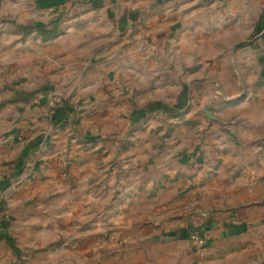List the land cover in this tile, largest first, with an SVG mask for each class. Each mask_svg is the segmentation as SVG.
<instances>
[{"label":"rangeland","instance_id":"rangeland-1","mask_svg":"<svg viewBox=\"0 0 264 264\" xmlns=\"http://www.w3.org/2000/svg\"><path fill=\"white\" fill-rule=\"evenodd\" d=\"M98 2L0 0V90H23L33 96L22 100L26 104L16 105H25L31 110L29 115H17L11 105L0 111V161L4 158L0 167L5 163L7 169L15 170L9 179L0 180V264H120L121 260L118 263L114 253H109L115 250L120 233L179 236L172 248L177 249L178 242H188L196 257L205 261L214 249L208 239L211 233H202L208 220H216L221 210L240 208H249L258 216L264 194H258L257 186L253 194L246 186L222 189L215 185L211 191L219 166L215 170L210 165L200 171L188 168L190 175L183 184L198 183L197 191H167L170 182L162 170L172 150L182 149L181 143L192 148L199 143L198 154L204 132L218 124L221 129L224 122H237L235 116L226 121L221 114L219 118L205 114L197 99H188L193 111L181 115L170 110H141L159 98L169 102L167 109L173 108L169 94L185 87L173 77L171 83L164 84L168 89L163 97L158 91L161 84L135 82L132 71L136 76L144 73L130 65V52H136V44L129 45L131 35L111 50L99 52L92 44H84L71 52V58L51 60L44 53L45 60L37 61V42L63 37L81 21L84 12L96 11L97 5H111L105 0ZM125 8L137 9L132 1ZM139 19L137 16L135 21ZM253 27L251 34L234 35V48L227 55L213 51L219 59L229 60L227 66L170 68L171 73H180L179 79L182 73L187 78L192 75L187 92L198 73L206 71L205 76L213 74L215 80L229 77L221 83L241 95L238 102L245 100L244 128L238 132V123H234L232 133L238 149L244 151L243 162L232 163L231 172L225 169L232 182L258 183L260 174L264 175V67L255 58L258 51L251 48L255 43L264 44V12ZM36 34L42 38H33ZM178 37L171 45V60L177 61L180 55L183 61L195 62L198 52L189 48L183 57ZM188 37L186 43L183 38V47L195 45L196 36ZM218 37L213 45L226 38ZM244 61L247 66H242ZM106 62L110 64L104 66ZM214 85L218 90L213 97L225 94L218 82ZM3 99L0 96V101ZM47 107L54 110L50 121L41 114ZM26 123H37V128L30 129ZM15 127L19 129L16 135ZM235 173L239 176L234 179ZM230 216L228 220L235 224L242 221ZM255 231L261 233L258 226ZM200 233L202 243L192 239ZM138 256L137 264L142 263Z\"/></svg>","mask_w":264,"mask_h":264},{"label":"crops","instance_id":"crops-1","mask_svg":"<svg viewBox=\"0 0 264 264\" xmlns=\"http://www.w3.org/2000/svg\"><path fill=\"white\" fill-rule=\"evenodd\" d=\"M131 1L137 7L134 11L130 10V8L127 10L125 8L126 3ZM105 2H110L109 5H111L108 6L107 4L103 7L97 5L98 9L96 11L84 12L81 15V21L68 28L62 35L63 37L60 36L51 41L40 40V42H37V45H39L35 48L38 55L37 61L40 59L42 61L45 60L41 56L44 53L46 57L51 56V60L58 59L61 61L65 57L71 58L70 55L73 54L71 52L79 50L84 44H92L94 49L99 52L111 50L122 39L131 35L132 38L129 45L131 44L130 47H132L136 44V52H130V58L133 60L130 65L132 64V67H136L137 70H141L144 73V76H136L134 71H132V74L135 75L133 79L137 80L135 82L161 84L158 85L160 88L158 91L159 95H163V97L164 90L168 89L166 85L171 83L173 77L177 78V81L183 82L185 87L182 89L180 87L173 95L169 94L168 97L171 98L170 102L173 108L167 109L169 102L166 103L164 98H159L156 102L153 101L150 106H146L141 110H152V112L170 110L177 115H181L193 111L192 108H188V99H191L190 102L193 100L195 102V99H197L205 109H208H204L205 114L211 113L218 118L221 114L226 116V121L230 119V115L232 117L234 115V120L237 121L224 122L221 123V129L218 124L216 128L214 126L209 132H204L202 148L198 154L195 152L198 150L197 145L199 143L194 145L193 148L190 145L189 147L186 146L188 143L185 145L181 143V150L178 148L172 150L169 154V160L165 163L162 170L170 182L167 186V191L177 189L178 192L182 188L187 192L190 190L197 191L196 189L200 184H189L187 186L183 184V179L188 178L190 175L188 168H196L200 171L210 165L215 170L219 166L218 170H216V177L214 176L211 181V191L215 188V185L217 187L220 186L222 189H227L228 187L243 189L246 186L248 189H252L250 193L253 194L255 193L254 188L257 186L260 189H258V194H264L263 174L258 177V183L250 180L248 182L243 180L232 182L229 173L225 174V169L229 170L232 163L241 162L243 160L242 154H244L243 150L238 149L239 145L234 141L232 133L235 129L239 132L244 128L242 123L244 118L242 119V117L245 114V110H242V107L246 105V102L245 100L238 102V98L241 95L235 93L232 89L227 90L226 85L221 83L222 81H227L229 77L215 80L217 77H213V74L210 77H206V71L204 74L198 73L196 80L191 83L190 91L187 92L186 84L192 75L189 74L190 77L187 78V75L182 73V78L179 79L180 73L178 71L175 73L170 71V68L174 66L204 68L227 66L229 60L226 58L219 59L216 57L217 55L213 54V51L223 52L227 55V52L234 48L235 39L233 38L236 33L251 34L253 32L255 21H258L264 12V0H105ZM137 16L140 18L139 21H135ZM253 18H256V20L254 21ZM28 34L25 35L27 36ZM193 35L196 36L195 45L183 47V38H185L186 43L187 36L191 38ZM218 35L226 36V38L223 39L224 42H220V45H213V40L217 41ZM176 36H179L178 50L183 52V57L187 56V53L185 54L184 52L189 48L198 52V58L195 62L191 60H189L190 62L183 61V58L179 57L180 55L177 61L171 60V51H173L171 45L175 43ZM36 37L42 38L38 34L33 36V38ZM62 46L64 48L68 46V48L63 50ZM251 48L258 51L259 54L255 58H257L256 60L260 63V66L264 67V44L259 43L256 45L255 43L252 44ZM246 62L248 61H244L242 66H247ZM107 64L110 63L106 62L104 66H107ZM2 65L4 66V64ZM150 73H153V80L150 79ZM131 81L133 84L132 79ZM215 82H218L225 90V94L222 92L221 97H219L220 95L217 97L212 96L215 93L214 91L218 90L214 85ZM164 84L166 85L164 86ZM30 94V92L23 90L3 91L1 89L0 96H3L4 99L0 101V111L9 110L11 105L12 107L14 106V111L17 115H29L31 110H27L25 105H22V107L16 105L26 104L22 100L28 98L31 100L30 98L33 96H30ZM36 97L34 100H36ZM34 105L37 104L35 103ZM17 107L19 108L17 109ZM24 109L27 110V113H25ZM46 109H49V107L41 110V114L47 115L48 119L50 116L52 120V117L54 118V110ZM217 117L216 119L219 120ZM234 123H238L235 129ZM26 125L30 129L37 128V123H26ZM134 127L136 128L137 126ZM13 131L16 135L19 129L15 127ZM187 138H192V136ZM3 159L2 156V162ZM2 162L0 161L1 165ZM3 165L4 168L0 167V180L9 179L10 176L15 174V170L12 167L7 169L8 167L5 163ZM2 168L3 170L5 169L4 172ZM233 176H235L233 177L235 179L239 176V173H235ZM197 177H203V175H197ZM228 180L229 182H227ZM253 180H255V177ZM245 210L241 208L228 212L221 210L223 213L216 220H208V225L205 226L202 233L206 235L209 232L211 233L208 239H210L209 242L212 243L214 249L212 255L205 261L196 257L191 251L192 249L188 242L184 241L185 243L183 242L182 244L178 242V248H172L171 245L181 238L179 236L174 237V235L168 238H157L154 236H135L120 233L116 236L115 242L117 246L115 250L109 253H114L113 255L117 262L120 263L121 260L120 264H137V253H139L138 259L142 260V263L139 262L138 264H264V224H262L264 222V206L260 205L258 208V216L255 211L249 208ZM227 213L242 219V221L237 224L229 221L228 219L231 216ZM257 226L259 232H261L260 234L255 231ZM129 242L134 243L129 246ZM124 243L127 244L125 245ZM161 260L164 262L161 263Z\"/></svg>","mask_w":264,"mask_h":264},{"label":"built area","instance_id":"built-area-1","mask_svg":"<svg viewBox=\"0 0 264 264\" xmlns=\"http://www.w3.org/2000/svg\"><path fill=\"white\" fill-rule=\"evenodd\" d=\"M201 234V233H200ZM200 236V237H199ZM192 235V239H196L197 241H199V242H203V236H202V234L201 235Z\"/></svg>","mask_w":264,"mask_h":264},{"label":"trees","instance_id":"trees-1","mask_svg":"<svg viewBox=\"0 0 264 264\" xmlns=\"http://www.w3.org/2000/svg\"><path fill=\"white\" fill-rule=\"evenodd\" d=\"M43 33H44V35H45V34H48V32H43ZM49 34H50V32H49Z\"/></svg>","mask_w":264,"mask_h":264}]
</instances>
